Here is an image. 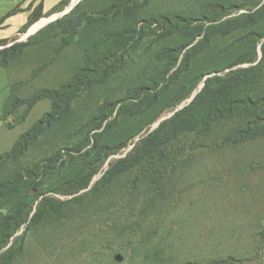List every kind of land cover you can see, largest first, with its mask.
I'll return each mask as SVG.
<instances>
[{
    "label": "rangeland",
    "instance_id": "obj_1",
    "mask_svg": "<svg viewBox=\"0 0 264 264\" xmlns=\"http://www.w3.org/2000/svg\"><path fill=\"white\" fill-rule=\"evenodd\" d=\"M75 1L59 12L43 17L20 36L0 43V51L12 47L17 50L8 65L0 68V154L9 152L19 137L52 109L51 102L43 100L26 120L23 119L25 106L2 120L5 102L10 96L28 98L41 89H57L69 82L75 70L84 65L82 39L61 34V28L56 25L72 11L71 8L84 0ZM115 1L89 0L86 6L95 14L91 23L99 27L100 10ZM213 1L137 0L133 19L139 21L138 29L143 30L144 39L139 41L137 35L129 42V49L118 56L121 64L117 61L107 74L104 70L97 73V78L107 75L108 80L94 86L91 97L84 95L75 103V119H87L96 113L103 100L124 98L129 89L146 84V79L157 75L162 66L157 60V52L168 45L156 43L151 35L155 25L149 18L157 14L198 17ZM263 4L264 0H260L243 9L237 4L227 7L226 12L218 16L219 20L210 26L218 27L224 22L238 20ZM123 21L111 18L110 22L104 21L108 27L104 31L123 30ZM254 28L239 30L227 37L217 35L213 47L198 58L197 65L201 69L212 66L217 54L225 55L229 48L232 52L237 46L244 45L241 40ZM67 38L70 39L68 46ZM263 45L264 38L252 50L251 61L206 75L125 148L111 153L88 188L71 194H42L29 201L23 200V195L13 199L9 193L3 194L0 190V235L7 233L1 227L3 213L14 217L22 211V218L26 220L0 251V264H209L214 261L264 264V136L239 144L228 141L230 135L234 137L241 129L240 113L214 125L209 132L187 134L174 141L172 148L157 159L154 168L148 169L149 177L145 178L140 167L114 179L105 189L89 192L108 170L129 157L143 139L188 106L209 77L225 78L232 72L258 65L264 58ZM116 60H109L107 67ZM261 74L259 94L264 92V64ZM184 85L181 81L161 95L163 104L168 105L181 95ZM157 91L149 89L146 96ZM136 105L137 101L128 100L124 109L134 114L139 110ZM141 120L142 117L131 114L122 116L117 130L127 131L132 125L141 124ZM45 142L42 139L41 143ZM50 144L40 151L47 150ZM40 151L30 152L20 163L9 168L0 166V189L1 181L11 171L30 167ZM44 199L66 203L63 209L66 213L61 219L32 224ZM117 255H121L123 261H117Z\"/></svg>",
    "mask_w": 264,
    "mask_h": 264
},
{
    "label": "trees",
    "instance_id": "obj_2",
    "mask_svg": "<svg viewBox=\"0 0 264 264\" xmlns=\"http://www.w3.org/2000/svg\"><path fill=\"white\" fill-rule=\"evenodd\" d=\"M137 0H116L112 5L100 10L99 27L93 25L92 16L84 0L72 11L57 22L60 33L70 38L82 39L85 62L82 68L75 70L72 79L57 89H41L28 98L11 95L5 102L3 118L13 116L19 107H26L23 119L26 120L33 108L43 100L51 102V112L37 121L29 130L23 133L9 152L0 154V166L9 168L20 163L30 152L41 150L51 142L47 150L40 151L35 156L34 164L30 167H20L13 170L1 181V193H9L13 199L25 196L26 201L42 194H71L86 189L94 177L99 173L104 160L125 148L132 139L140 134L146 126L154 123L163 111L174 107L185 97L199 81L211 73H221L243 63L251 61V53L256 43L264 38V4L251 14H246L238 20L224 22L218 27L210 24L219 20L218 16L226 12L227 7L235 4L241 9L260 0H233L225 2L214 0L204 14L198 17L187 15L157 14L149 18L155 25L153 33L156 43L165 42L168 46L160 47L157 60L162 64L155 77L146 79L147 83L131 88L124 98L107 100L99 105L96 113L87 119H75V103L84 95H93V87L107 82L108 76L97 73L113 68L116 62L121 64L119 55L129 49V42L138 35L139 41L145 37L143 30L138 29L139 21H135L134 11ZM71 0L62 1L54 13L64 9ZM20 10V6L11 14ZM44 16L42 6H39L27 25L21 30L24 33ZM113 20H124L123 30H107V24ZM208 24V27L206 25ZM131 26V28H130ZM104 27V29H103ZM212 27V28H211ZM235 51L225 55L217 54L216 61H212L207 68L198 66V58L207 53L214 44L217 35L227 37L239 30L248 31ZM90 35V36H89ZM8 41H0L6 43ZM67 46L70 39L66 40ZM264 52V45H263ZM17 55L15 48L0 51V68L7 66L9 60ZM216 58V57H214ZM116 60L111 67H107L109 60ZM264 64L262 61L251 68L232 72L225 78L213 76L205 81V86L193 101L178 111L170 120L161 124L158 130L143 139L134 148L132 154L116 163L94 185L89 192L105 189L114 179L126 175L140 168L145 178L149 177L148 169H153L157 159L165 155V150L172 148V143L187 134H202L226 120H231L240 113L241 129L228 141L235 144L251 141L264 136V92L260 90V76ZM187 73V74H186ZM105 77V78H104ZM145 81V82H146ZM149 81V82H148ZM183 81L182 94L168 105L163 104L161 95L169 88ZM149 83V84H148ZM163 85V87L161 86ZM149 89L157 91L154 95L146 96ZM130 100L137 101V112L128 113L124 106ZM163 104V105H162ZM118 106H120L118 108ZM118 108V109H117ZM115 115V117H113ZM142 117L141 124L132 125L127 131H119V118L129 115ZM11 129L14 126H9ZM50 136L53 137L50 140ZM42 139L46 142L43 144ZM36 153V152H35ZM43 155V156H41ZM41 156V157H40ZM40 157V158H39ZM22 197V196H21ZM21 199L16 200L19 203ZM38 216L31 220L32 224L39 221L56 220L62 218L66 203H56L51 199H44ZM14 213V212H13ZM22 211L16 216H6L3 213L1 227L7 233L0 235V251L4 248L10 236L18 230L26 220L22 218ZM41 223V222H40ZM13 256V255H10ZM3 259V258H2ZM209 264H232L227 261L211 262Z\"/></svg>",
    "mask_w": 264,
    "mask_h": 264
},
{
    "label": "crops",
    "instance_id": "obj_3",
    "mask_svg": "<svg viewBox=\"0 0 264 264\" xmlns=\"http://www.w3.org/2000/svg\"><path fill=\"white\" fill-rule=\"evenodd\" d=\"M62 1L64 0H0V41H11L20 36L21 30L39 6H42V12L47 16L55 14L54 9ZM71 2L76 1L71 0ZM19 6L20 10L11 14ZM37 24L38 22L33 26Z\"/></svg>",
    "mask_w": 264,
    "mask_h": 264
},
{
    "label": "water",
    "instance_id": "obj_4",
    "mask_svg": "<svg viewBox=\"0 0 264 264\" xmlns=\"http://www.w3.org/2000/svg\"><path fill=\"white\" fill-rule=\"evenodd\" d=\"M77 4V3H76ZM74 7V6H73ZM71 9H73V8H71ZM116 260L117 261H119V262H121V261H123V257L121 256V255H117L116 256Z\"/></svg>",
    "mask_w": 264,
    "mask_h": 264
}]
</instances>
